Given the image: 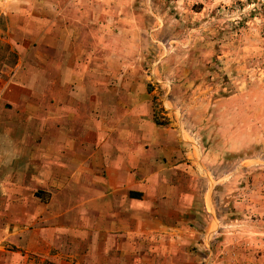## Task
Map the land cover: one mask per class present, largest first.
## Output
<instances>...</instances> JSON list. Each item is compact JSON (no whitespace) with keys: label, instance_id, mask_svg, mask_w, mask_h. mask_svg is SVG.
Returning <instances> with one entry per match:
<instances>
[{"label":"crops","instance_id":"obj_1","mask_svg":"<svg viewBox=\"0 0 264 264\" xmlns=\"http://www.w3.org/2000/svg\"><path fill=\"white\" fill-rule=\"evenodd\" d=\"M0 17V264L179 262L175 236L200 214L205 231L264 235L244 136L156 121L134 0H0Z\"/></svg>","mask_w":264,"mask_h":264},{"label":"rangeland","instance_id":"obj_2","mask_svg":"<svg viewBox=\"0 0 264 264\" xmlns=\"http://www.w3.org/2000/svg\"><path fill=\"white\" fill-rule=\"evenodd\" d=\"M150 1L157 22L149 0H134L143 26L136 77L144 80L156 121L231 128L244 136L238 159L264 168V0ZM4 37L1 33L0 68L10 57ZM206 112L216 115L208 119ZM239 188L236 183L220 192L223 197ZM228 201L225 207L233 213L226 218L234 219L235 202ZM204 218L200 214V230L182 228L175 236L179 262L163 264H264V235L239 238L226 226L205 231Z\"/></svg>","mask_w":264,"mask_h":264},{"label":"trees","instance_id":"obj_3","mask_svg":"<svg viewBox=\"0 0 264 264\" xmlns=\"http://www.w3.org/2000/svg\"><path fill=\"white\" fill-rule=\"evenodd\" d=\"M12 55H14V54H12ZM159 123V122H158Z\"/></svg>","mask_w":264,"mask_h":264}]
</instances>
